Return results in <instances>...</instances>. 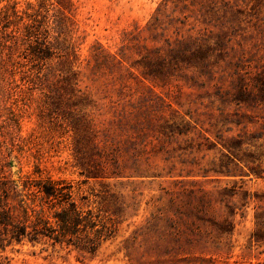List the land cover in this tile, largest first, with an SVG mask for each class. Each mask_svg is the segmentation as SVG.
Masks as SVG:
<instances>
[{
  "label": "rangeland",
  "instance_id": "rangeland-1",
  "mask_svg": "<svg viewBox=\"0 0 264 264\" xmlns=\"http://www.w3.org/2000/svg\"><path fill=\"white\" fill-rule=\"evenodd\" d=\"M28 26L52 42L62 30L70 62L32 58ZM0 57L17 62L0 63V170L19 185L0 200L31 207L30 231L52 228L0 248V264H264V0H0ZM70 67L108 158L101 177L51 111L48 85ZM49 176L68 201L24 188Z\"/></svg>",
  "mask_w": 264,
  "mask_h": 264
},
{
  "label": "trees",
  "instance_id": "trees-1",
  "mask_svg": "<svg viewBox=\"0 0 264 264\" xmlns=\"http://www.w3.org/2000/svg\"><path fill=\"white\" fill-rule=\"evenodd\" d=\"M13 15L18 16V11L13 10ZM63 23L62 25H66L67 16L65 12L62 13ZM60 25V28H62ZM30 27V28H29ZM29 30L27 36L32 37L35 35L36 43L29 45L31 49L32 58L35 60H53L56 57H61L62 54H57V50L63 51L66 56L62 59L61 62L67 63L69 61L70 55H75L73 51L69 48L70 46H64L66 39L61 40L62 30L58 31V34L55 35L54 42L50 40L51 29L41 30L42 27L37 26L32 29V26H28ZM42 35L43 38H41ZM30 39V38H29ZM62 45V46H60ZM28 55V54H27ZM11 57V56H10ZM27 57V56H25ZM11 60V58H10ZM0 63L2 64L1 68H5L6 72H10L14 74V65H16V61L13 59L11 61L10 66L12 69H7L10 66H7V61L5 58L0 57ZM63 73L65 75L59 79L58 81L61 83L52 85H48V88H57L55 90V94L53 102L51 103V111L57 114V117L62 118L63 120H68L71 124L73 130L76 134H82L83 140H85L88 144L91 145V148L95 150L93 156H91V162L86 160V156H83V144L79 141L78 137L76 140V144L74 147L75 157L78 159L79 165L83 168V172L86 173L88 177H101L103 173H105L107 169V159L103 154L104 151L98 149V135L94 127H92L91 121L88 119L89 114L85 111L90 103L87 100V96L81 93V89L79 87V80L76 77L78 74L77 71H74L71 67L64 68ZM37 78L40 76L37 74ZM32 79V78H31ZM31 81H36V78H33ZM64 89V93H62L61 89ZM67 105V106H66ZM94 126V125H93ZM82 140V141H83ZM104 158V159H103ZM64 182L53 179L52 177H47L45 180H40L35 183L33 182H25L24 188L31 189L35 187V191L33 192L36 196L41 195L43 199L49 200H58L60 201H68L72 197V192L70 190V185L63 184ZM18 184L15 183V180L10 178V174H7L5 170V166L0 170V193H3L5 197L10 196L11 194H16L18 192ZM20 208L18 210H11V207H7L0 200V248L7 246L8 244H12L13 242L21 243L25 237L33 241L35 239V235L37 233H44L52 231V228L48 225H44L38 222H35L32 230L29 228L32 226L29 224L31 222V216L29 214L30 206H25L24 200H20ZM72 205L75 206L74 202ZM75 212L69 214L70 210L62 212L63 214L58 217L60 221H62V227L64 229L63 235H66L70 232V226L76 225V218L79 217L80 212L74 208ZM46 222V221H45ZM42 225V226H40ZM33 231V232H32ZM260 236H255V240L260 241Z\"/></svg>",
  "mask_w": 264,
  "mask_h": 264
}]
</instances>
